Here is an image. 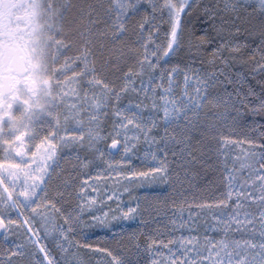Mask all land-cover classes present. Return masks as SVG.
Instances as JSON below:
<instances>
[{
	"label": "snow or ice",
	"instance_id": "snow-or-ice-1",
	"mask_svg": "<svg viewBox=\"0 0 264 264\" xmlns=\"http://www.w3.org/2000/svg\"><path fill=\"white\" fill-rule=\"evenodd\" d=\"M138 7L139 86L117 96L103 147L56 177L52 229L7 264H264V0Z\"/></svg>",
	"mask_w": 264,
	"mask_h": 264
},
{
	"label": "rangeland",
	"instance_id": "rangeland-1",
	"mask_svg": "<svg viewBox=\"0 0 264 264\" xmlns=\"http://www.w3.org/2000/svg\"><path fill=\"white\" fill-rule=\"evenodd\" d=\"M42 2L45 5L38 14V26L33 35L31 50L34 54L33 76L38 87L35 99L38 106L35 128L40 135V144L37 146L39 163L35 166L40 167V170L35 171V176L30 177L20 165L4 167V172L12 185L10 194L16 195L20 211L26 216L29 227H33L32 231L36 238L50 231L58 219L53 208L55 201L52 195L56 177L66 175V171L71 169L76 153L83 156L93 144H100L103 147V142L98 137L106 136L110 130L111 114L117 103V96L121 95V102L126 103L127 97L123 95L128 84L126 81L135 79L139 86L141 73L139 64L135 71L127 73L125 83L120 85L119 81L110 82L111 84L106 82L108 79L102 77L101 71L96 68L93 60L95 53L86 46L87 42L79 49L80 53L77 55L64 50L67 45L63 32L64 18L70 7V0ZM143 2L146 0H112L115 11L111 15L115 13L114 19L119 23L123 22L127 15L143 10L138 7ZM105 19H107L105 22H111L108 14L105 15ZM92 23L96 26L92 33V39H95L101 36L104 30H99L97 20L94 19ZM145 150L142 147L140 151L142 153ZM27 167L30 169V166ZM244 171L246 172V169ZM90 175L99 176V183L102 186L105 181L108 186L114 181L123 183V179L115 175L109 179L106 172L103 174L92 172ZM92 187L95 189L96 185L93 184ZM127 187L128 185H125V188ZM162 190L167 189L163 185L150 187L141 185L138 192L133 195L157 194ZM123 199L126 202L128 196L125 194ZM6 200L7 197L4 198V201ZM56 208L58 209L59 205H56ZM14 215L13 212L11 216ZM24 216H18L19 222L17 220L11 224L8 239L0 240V257L5 264H7L6 258L3 257L5 251H14L16 244L32 239L30 232H27L22 223L21 218L25 221ZM133 222L129 221L127 225Z\"/></svg>",
	"mask_w": 264,
	"mask_h": 264
},
{
	"label": "flooded vegetation",
	"instance_id": "flooded-vegetation-1",
	"mask_svg": "<svg viewBox=\"0 0 264 264\" xmlns=\"http://www.w3.org/2000/svg\"><path fill=\"white\" fill-rule=\"evenodd\" d=\"M42 1L0 0V240L17 222L20 208L16 195L10 194L4 167L20 165L30 177L40 170L35 166L40 135L35 128L38 87L31 50Z\"/></svg>",
	"mask_w": 264,
	"mask_h": 264
},
{
	"label": "trees",
	"instance_id": "trees-1",
	"mask_svg": "<svg viewBox=\"0 0 264 264\" xmlns=\"http://www.w3.org/2000/svg\"><path fill=\"white\" fill-rule=\"evenodd\" d=\"M114 9L112 0H70V7L64 18L63 32L67 42L64 50L77 55L80 53L79 49L87 42L86 46L95 53L93 60L102 77L108 79L109 81L106 80L108 83L119 81L121 85L125 83L127 73L135 71L142 59L143 43L140 40V26L147 17L144 10H139L127 15L124 21L119 23L114 19L115 13L111 15ZM107 14L111 19L110 23L105 22ZM94 19L98 22L99 30H104L105 34L101 33V36L92 39V33L96 28L92 23ZM129 80L131 79L126 83ZM127 227H136V221L128 224ZM94 233L96 236L103 234L99 231ZM184 234L187 235V232ZM0 260L1 264L6 263L1 257Z\"/></svg>",
	"mask_w": 264,
	"mask_h": 264
},
{
	"label": "bare ground",
	"instance_id": "bare-ground-1",
	"mask_svg": "<svg viewBox=\"0 0 264 264\" xmlns=\"http://www.w3.org/2000/svg\"><path fill=\"white\" fill-rule=\"evenodd\" d=\"M16 208H17V210H18V211H17V212H18V215H19L20 217L24 216L23 213H21L20 209H19L18 207H16ZM19 212L21 213L22 216L20 215ZM25 217H26V216H24V219H25ZM21 220H22L23 225H25V228H26V227L28 228L27 231L30 232V236L33 237V239L36 238V237H35L36 235H35L34 232L32 231V228L29 227V224H28L29 222L27 221V219H25V221H23V218H21ZM24 223H25V224H24ZM29 232H28V233H29Z\"/></svg>",
	"mask_w": 264,
	"mask_h": 264
}]
</instances>
